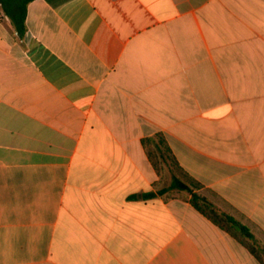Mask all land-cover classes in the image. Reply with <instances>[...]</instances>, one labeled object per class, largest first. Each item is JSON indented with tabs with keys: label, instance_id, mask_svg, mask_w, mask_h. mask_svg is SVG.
<instances>
[{
	"label": "crops",
	"instance_id": "1",
	"mask_svg": "<svg viewBox=\"0 0 264 264\" xmlns=\"http://www.w3.org/2000/svg\"><path fill=\"white\" fill-rule=\"evenodd\" d=\"M1 14L0 264H264L159 194L185 172L264 246V0Z\"/></svg>",
	"mask_w": 264,
	"mask_h": 264
},
{
	"label": "trees",
	"instance_id": "2",
	"mask_svg": "<svg viewBox=\"0 0 264 264\" xmlns=\"http://www.w3.org/2000/svg\"><path fill=\"white\" fill-rule=\"evenodd\" d=\"M34 0H0V13L11 21L16 33L19 37H23L27 31L26 19L28 5ZM161 141H165L160 136ZM145 140L143 143L146 145ZM183 179L175 177L170 186L159 191V194H168L175 190H185L191 196V204L215 225L230 233L232 236L239 239H247L249 250L258 258L264 255V246L258 243L251 230L245 226L240 220L234 216L222 211L212 204L205 196L199 194L197 190L200 184L190 178L188 174L182 172ZM149 195H154L150 193Z\"/></svg>",
	"mask_w": 264,
	"mask_h": 264
},
{
	"label": "rangeland",
	"instance_id": "3",
	"mask_svg": "<svg viewBox=\"0 0 264 264\" xmlns=\"http://www.w3.org/2000/svg\"><path fill=\"white\" fill-rule=\"evenodd\" d=\"M160 162V167H162L163 168V165H162V163H161V161H159ZM163 173L165 174V178H166V182H167V184H169L170 182H172V176L174 175V173H175V171H174V169H171L169 166H166L165 167V170L163 171ZM178 173V172H177ZM179 174V173H178ZM180 177H182L183 178V175L181 174V176Z\"/></svg>",
	"mask_w": 264,
	"mask_h": 264
},
{
	"label": "built area",
	"instance_id": "4",
	"mask_svg": "<svg viewBox=\"0 0 264 264\" xmlns=\"http://www.w3.org/2000/svg\"><path fill=\"white\" fill-rule=\"evenodd\" d=\"M2 18V14L0 13V19Z\"/></svg>",
	"mask_w": 264,
	"mask_h": 264
}]
</instances>
